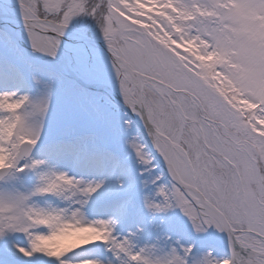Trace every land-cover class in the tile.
<instances>
[{"label":"snow or ice","instance_id":"snow-or-ice-1","mask_svg":"<svg viewBox=\"0 0 264 264\" xmlns=\"http://www.w3.org/2000/svg\"><path fill=\"white\" fill-rule=\"evenodd\" d=\"M0 264H264V0H0Z\"/></svg>","mask_w":264,"mask_h":264},{"label":"rangeland","instance_id":"rangeland-1","mask_svg":"<svg viewBox=\"0 0 264 264\" xmlns=\"http://www.w3.org/2000/svg\"><path fill=\"white\" fill-rule=\"evenodd\" d=\"M248 107H249V108H252V107H254V106H253V105H249Z\"/></svg>","mask_w":264,"mask_h":264}]
</instances>
